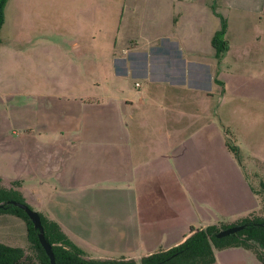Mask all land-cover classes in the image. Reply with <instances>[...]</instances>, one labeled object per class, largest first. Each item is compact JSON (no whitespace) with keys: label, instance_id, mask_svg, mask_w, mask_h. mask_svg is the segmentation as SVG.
Returning <instances> with one entry per match:
<instances>
[{"label":"crops","instance_id":"1","mask_svg":"<svg viewBox=\"0 0 264 264\" xmlns=\"http://www.w3.org/2000/svg\"><path fill=\"white\" fill-rule=\"evenodd\" d=\"M220 15L228 48L218 59L211 38ZM4 24L0 82L34 90H97L126 79L143 86L141 95L129 88L116 100L109 92L78 94L81 105L13 116L15 126L0 112V140L5 128L48 138L30 149L31 166L43 164L38 182L47 185L41 210L86 256L138 259L178 244L191 227L232 223L257 208L243 172L215 193L203 185L181 194L177 155L205 153L212 134L181 139L173 124L186 115L204 118L212 98L222 102L228 90L264 99V0H6L0 29ZM9 64L13 76L1 73ZM162 84L160 99L153 91L146 98L145 87ZM1 177L5 184L19 180ZM223 249L251 256L243 247Z\"/></svg>","mask_w":264,"mask_h":264},{"label":"rangeland","instance_id":"2","mask_svg":"<svg viewBox=\"0 0 264 264\" xmlns=\"http://www.w3.org/2000/svg\"><path fill=\"white\" fill-rule=\"evenodd\" d=\"M6 25L4 24L0 29V35H5ZM9 27L11 31V26ZM261 49H264V44L261 46ZM13 72L12 64H9L5 68L2 65L1 73L13 76ZM123 82L124 84L122 83L114 87L102 85L103 88L97 90H34L24 88L18 80L13 82V84L2 81L0 82V112L3 116H9L11 124L15 126L14 124L17 122L14 121L15 117L13 116L24 115L32 118L37 115L41 116L45 107L50 109V113L55 114L56 108H61V106L69 108L81 105L76 97L78 94L83 95V93H88L93 96L95 95V97H105V93L109 92L111 96H115L113 99L116 100L121 95L127 94L129 88H133V90L139 92L143 87H135L133 80L130 79H126ZM142 83L147 84L144 81ZM157 86L145 87L149 92L146 98L153 91L158 94L157 98L160 99V96L166 92L167 87L165 86L167 85L162 84ZM37 91L43 92V96L39 94L34 95V92ZM225 96V100L222 102H220L218 95L212 98V105L209 104L212 112L207 113V116L204 118L201 116L190 118L189 116L192 115H186V120H181L178 126L175 125V122L173 124L176 127L174 129L181 132V139L187 135L190 137L189 140L203 139V137L198 136V132L203 130L209 131L212 134L209 138L211 140L210 149L205 153L185 152L177 155L178 158L175 159V162L177 173H179L180 177L179 179L177 177L174 178V181L175 179L179 180L181 194L185 193L186 187L192 193L197 191V188L194 187L203 185L206 187L210 186L212 192L215 193L218 190L219 184L221 182L224 183L223 180L225 178L228 181L235 180L240 172H243L247 182L250 181L254 185H258L261 180H264V99L253 98L247 94L236 97L232 95L230 90L227 91ZM33 123H36V121ZM165 127H172V122L165 123ZM16 128L20 129L19 126ZM5 131V138L0 140V175H18L19 180H14V182L18 184L19 188L21 187L27 203L33 209L41 210L43 203H45L43 201L47 185L39 184L38 182L37 173L44 172L42 168L43 164L40 163L37 169L34 168V165L31 166L32 154L30 149L33 146H37L35 144L36 140L44 141L48 140V138H45L44 133H37L38 136L33 137L30 134H23L21 130L18 131V134L12 132L11 128L9 130L5 128ZM193 132H195L194 136H192ZM216 134H218L219 138L215 136ZM224 137L238 147L239 159L234 154V150L225 144L223 141ZM206 139L208 140V138ZM207 167H210V169ZM208 180H210L209 183ZM8 181L10 180L8 179ZM48 182L50 183L49 185H55L57 181L55 178L49 177ZM233 186L234 184L231 183L228 185L229 188ZM254 198L257 199L255 204L257 206L256 209L262 213L261 201L259 203L256 194ZM0 241L11 245L26 244L27 238L24 220L10 213H0ZM237 252L240 251H236L235 249H216L215 261L211 264H261L252 251H250L251 256L246 251L245 254Z\"/></svg>","mask_w":264,"mask_h":264},{"label":"trees","instance_id":"3","mask_svg":"<svg viewBox=\"0 0 264 264\" xmlns=\"http://www.w3.org/2000/svg\"><path fill=\"white\" fill-rule=\"evenodd\" d=\"M5 1L0 0V27L3 22ZM226 25V18L220 15V26L214 31L211 38L215 56L218 59L228 48V40L225 36ZM225 144L234 150V154L238 158V147L228 139H225ZM249 184L257 194L259 203L261 201L262 213L253 209L232 223L218 221L197 228L191 227L190 233L178 244L168 248H157L138 259L124 256L88 257L56 219L44 210L37 211L40 215L44 235L51 244L56 264H210L215 261V250L227 247L246 248L254 253L261 264H264V227L259 225V222H264V180H261L258 185H254L250 181ZM10 199L28 204L14 180L5 184L0 179V202H3V205L0 206V213H10L24 220L27 242L24 245H11L0 241V264H51L49 256L38 239V230L33 226L25 210L18 205L9 203ZM233 224H244V226L234 232L216 236L221 228Z\"/></svg>","mask_w":264,"mask_h":264},{"label":"water","instance_id":"4","mask_svg":"<svg viewBox=\"0 0 264 264\" xmlns=\"http://www.w3.org/2000/svg\"><path fill=\"white\" fill-rule=\"evenodd\" d=\"M9 203L15 204L20 206L21 208H23L25 210V212L27 213L28 217L30 218V220L33 223V226L38 230V239L40 241V244L42 245V247L45 249L47 255L50 258V262L51 264H56L55 263V259H54V254L51 248V244L50 242L46 239L45 235H44V231H43V226L41 223V219H40V215L38 213L37 210L31 208L28 204H26L25 202L16 200V199H10L8 200ZM3 205V202H0V206ZM259 225L264 227V222H259ZM244 226V224H233L230 226H227L225 228H221L217 233L216 236H222L231 232H234L240 228H242Z\"/></svg>","mask_w":264,"mask_h":264}]
</instances>
